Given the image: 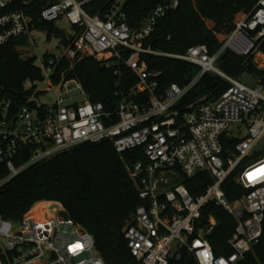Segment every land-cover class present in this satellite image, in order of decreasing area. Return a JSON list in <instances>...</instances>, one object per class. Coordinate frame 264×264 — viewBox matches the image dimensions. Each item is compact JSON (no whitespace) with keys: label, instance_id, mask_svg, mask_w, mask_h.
<instances>
[{"label":"built area","instance_id":"2783aa9c","mask_svg":"<svg viewBox=\"0 0 264 264\" xmlns=\"http://www.w3.org/2000/svg\"><path fill=\"white\" fill-rule=\"evenodd\" d=\"M133 1L146 0H51L43 6L44 22L65 17L80 29L77 49L51 54L46 60L38 53L33 56L44 80L56 88L52 105L37 103L16 110L0 79V166L7 171L0 178V190L33 167L84 145L112 143L122 157L140 149L143 158L128 168L142 204L124 228L136 264H172L185 252L198 264H239L254 253L264 234V156L255 158L264 141V0L228 34L216 54L206 44L192 46L184 54L147 45L159 21L178 10L181 0H161L137 19L138 26L131 25L128 11ZM33 2L0 0V47L30 37L37 48L32 37L37 28L30 12ZM82 49L108 68L124 65L137 76L135 85L115 93L118 101L112 108L90 101L82 85L67 79L66 73L53 81L62 59L72 61ZM225 50L253 60L259 71L255 86L217 65ZM149 55L187 61L199 73L185 86L173 83L162 90L163 72L149 68L143 59ZM207 73L221 76L229 83L227 90L218 99L207 94L186 102ZM72 82L86 95L84 102H71ZM226 142L232 148L226 149ZM239 167L236 181L248 193L231 201L223 185ZM204 172L213 182L194 196L185 181ZM209 204L237 221L227 242L232 254L217 255L213 249L208 236L218 221L211 216L204 222ZM0 264L107 263L84 225L62 206L43 204L18 221L0 215Z\"/></svg>","mask_w":264,"mask_h":264},{"label":"trees","instance_id":"16d2710c","mask_svg":"<svg viewBox=\"0 0 264 264\" xmlns=\"http://www.w3.org/2000/svg\"><path fill=\"white\" fill-rule=\"evenodd\" d=\"M51 0H34L30 12L37 28L54 30L53 23L41 18L43 6ZM161 0L133 1L128 11L131 25L138 26L139 19L151 12ZM259 0H181L178 10L160 20L152 37L147 40L155 50L170 54H184L189 48L206 44L212 54L220 51L223 41L244 19ZM138 19V20H137ZM73 36L61 38L63 52L77 49L80 29L75 28ZM16 39L0 47V79L6 88V95L13 100L14 109L25 105L35 107L37 102L34 87L27 83L44 80L43 72L36 64V57L25 59ZM264 51V45L262 47ZM49 56V55H48ZM151 70L162 71V90L173 83L185 86L199 73V68L187 61L167 56H145ZM218 66L227 74L240 78L244 73L258 74L253 60L225 50L218 59ZM69 80L78 81L90 101L102 102L112 108L118 101L115 93L137 83V76L126 66L106 67L85 49L78 50L74 60L64 57L53 81L57 83L62 74ZM227 83L221 76L207 73L197 86L186 96L185 101L211 95L218 99L227 90ZM226 149L232 145L225 143ZM142 150H131L122 157L112 143L84 145L70 152L41 163L20 178L0 190V215L8 220L18 221L43 204L60 205L65 212L88 229L95 238L98 253L107 264H136L127 241L124 228L142 204L139 192L130 178L128 165L143 158ZM242 167L236 169L225 181L223 189L231 201L242 199L248 191L240 186L236 178ZM0 166V178L5 176ZM213 182L210 173L204 172L187 179L186 186L194 196L203 194ZM211 216L218 226L208 237L217 255L233 253L227 242L234 234L236 219L215 204H209L203 220ZM172 264H198L187 252ZM239 264H264V234L260 243Z\"/></svg>","mask_w":264,"mask_h":264},{"label":"rangeland","instance_id":"374dc122","mask_svg":"<svg viewBox=\"0 0 264 264\" xmlns=\"http://www.w3.org/2000/svg\"><path fill=\"white\" fill-rule=\"evenodd\" d=\"M53 24L55 27L54 30L45 29L43 27L36 28L33 30L32 37L35 39V42L37 43V48L33 46V43L30 41V37L20 40L19 42V45H21L20 49L24 54L25 59L32 58L36 53L40 55V58H42V60L48 59L51 54L62 55L63 47H62L61 38L63 35L66 36L75 35L76 27L71 22H69L68 19L65 17L54 22ZM240 78L249 85L255 86L257 83L258 76L257 74L250 73V75H248L244 73ZM27 87L28 88L34 87L35 96L32 99L37 103L46 104V105L54 104L56 88L54 87V84L50 80L45 79L42 82H36V83L28 82ZM70 89L71 92H69L68 96H71L73 98L71 102L80 103L86 100V95H84L82 91L77 88V82H72L70 84ZM235 133L238 135H244L236 131ZM257 150L260 151V154L255 158L263 157L264 151L262 152V150H264V141L257 147ZM174 246H176V243L174 244Z\"/></svg>","mask_w":264,"mask_h":264}]
</instances>
